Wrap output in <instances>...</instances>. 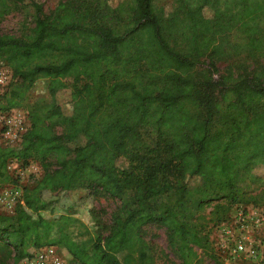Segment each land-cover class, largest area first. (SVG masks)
Returning <instances> with one entry per match:
<instances>
[{"label":"trees","instance_id":"16d2710c","mask_svg":"<svg viewBox=\"0 0 264 264\" xmlns=\"http://www.w3.org/2000/svg\"><path fill=\"white\" fill-rule=\"evenodd\" d=\"M20 5L33 26L26 37L0 33L12 74L0 112L24 107L28 126L18 144H0V188L16 185L9 161H35L42 174L0 213V264L45 246L64 249L65 264H153L149 223L191 264V246L208 242L196 212L212 199L245 208L239 179L264 182L253 172L264 168V70L213 77L220 60L264 52V0H171L167 10L156 0H59L48 13L36 0H0V20ZM38 79L48 98L30 103ZM77 189L124 199L108 232L86 243L72 232Z\"/></svg>","mask_w":264,"mask_h":264},{"label":"rangeland","instance_id":"374dc122","mask_svg":"<svg viewBox=\"0 0 264 264\" xmlns=\"http://www.w3.org/2000/svg\"><path fill=\"white\" fill-rule=\"evenodd\" d=\"M42 5L44 13L50 12L59 0H36ZM107 3L115 4L119 0H105ZM171 0H156L157 4H164L166 10L170 6ZM34 11L28 5H20L18 9L5 15L0 20V33L11 34L16 37H26L31 33L33 26ZM264 25V20L262 21ZM230 39L233 42H242L243 38L237 30H232ZM196 67V73L202 67H205V61H201ZM218 73L213 75L217 78L219 75L231 73L233 76L239 75L242 71L264 70V52L256 56L250 57L240 55L238 57L220 60L216 63ZM16 79H14L15 81ZM28 102L32 103L36 100H45L48 98L47 92L44 87V81L38 79L34 85L27 91ZM61 99V98H60ZM64 101V98L61 99ZM43 102V101H42ZM14 112L22 113L28 123L27 114L24 107L10 109ZM143 138L146 142L154 141V133L150 128L143 130ZM7 171L16 180V185L20 189L22 186L29 185L34 180L38 179L42 170L39 164L35 161H29L27 165H20L14 160L7 163ZM255 174H264L262 166H256L253 169ZM13 185V183L11 184ZM238 185L246 193V203L243 204L247 209L253 211L260 219L258 229L253 233L255 241L260 242L262 254L255 260H236L230 264H264V182L261 184H252L245 177H241ZM73 202L76 206L77 218L81 224H77L72 228L73 235L80 241L87 242L92 239L96 234L105 235L108 232L111 214L118 211L121 201L117 199H110L102 195H89L86 190L77 189L71 193ZM172 200L171 195H164L160 199ZM232 205L226 199H212L206 202L203 207L196 212V216L203 224V232L207 234V243L203 248L191 246L194 252L191 264H229L222 259L214 245L215 236L212 232V227H209L213 222L222 219L230 212ZM234 207V206H233ZM233 207L231 214L233 212ZM13 206L10 208L0 200V213H10ZM253 225V224H252ZM142 234L144 240L148 243L152 256L153 264H183L179 256L167 245L165 229L156 224L149 223L142 227ZM58 256L64 263H66L68 254L64 249L56 248Z\"/></svg>","mask_w":264,"mask_h":264},{"label":"built area","instance_id":"2783aa9c","mask_svg":"<svg viewBox=\"0 0 264 264\" xmlns=\"http://www.w3.org/2000/svg\"><path fill=\"white\" fill-rule=\"evenodd\" d=\"M12 81L9 68L0 62V95ZM27 121L22 113L12 110L0 112V144L16 145L21 139ZM0 200L9 208L21 202V189L8 184L0 188ZM260 219L246 207L234 206L229 218L212 226L215 236L214 247L218 255L229 264L236 260H255L262 254L260 242L255 241L252 232L257 231ZM253 224V225H252ZM16 264H65L54 246L36 249L30 258H23Z\"/></svg>","mask_w":264,"mask_h":264}]
</instances>
